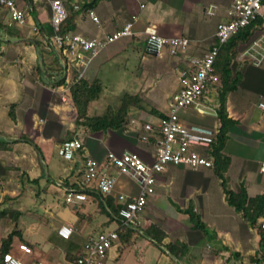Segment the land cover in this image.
I'll return each instance as SVG.
<instances>
[{
  "label": "crops",
  "instance_id": "crops-1",
  "mask_svg": "<svg viewBox=\"0 0 264 264\" xmlns=\"http://www.w3.org/2000/svg\"><path fill=\"white\" fill-rule=\"evenodd\" d=\"M50 1L33 0V17L25 1L17 0L27 11L23 25L11 22L8 12L0 8V169L9 174L14 165V169L20 172L27 184L39 185L42 182L41 188L45 187V192L51 189L50 193L64 198L66 190L79 188L85 156L103 163L107 151L116 150L109 141L112 136L125 139L128 143L135 140L137 144L150 149V153L153 152V142L146 144L139 141L140 127L148 122L156 124L168 112L171 96L178 88L179 70L186 67L190 58L200 57L214 45L216 26L227 19L226 8L232 0H94L91 8L100 20L99 25L86 16V8H82V5L93 0H62L67 13L72 16L71 32L86 37L111 33L123 27L132 14L137 15V33L126 37L129 40L123 50L113 55L102 54L98 58L105 48L101 50L89 62L83 78L89 82L99 79L102 84L101 70H111L115 66V74L124 71L121 77L124 79L126 76V83L139 85L137 93L143 98L151 99L154 111L148 110V119L130 118L121 132L109 130L90 133L91 136L103 139L96 141L92 149L89 148L92 154L87 152L84 145L73 160H67L68 164L62 169H52L54 177H50L48 173L44 179L43 168L32 159L33 149L39 151L41 143L52 140L57 152L58 145L74 133L77 116L69 96V84L75 75L74 70L69 66L65 81L55 84L58 72L51 70L52 55L44 39L34 31L35 26H40L45 35L52 33ZM75 5L78 8H74ZM148 25L166 37H187L188 48L177 56H171L167 49L159 55L146 54L143 49V29ZM116 48L119 46L114 49ZM244 48H241L233 61L236 69L232 71L238 73V84L225 96L226 117L230 122L220 153L228 159L225 171L227 190L235 193L242 190L248 197H255L264 189V172L259 170L260 163L264 161V112L258 107V102L264 101V61L259 66L252 64L242 55ZM97 69L94 79L86 77L88 70ZM129 70H142V73L140 76L129 75ZM64 89L66 92L62 96ZM220 89L218 79L216 83L208 85L195 105L180 113L181 121L186 125L216 130L219 126L217 107ZM33 138H37V142ZM97 143L104 145V155H100L99 152L103 149ZM4 160L8 163L5 164ZM177 166L170 165L166 172L158 176L155 193L149 196L141 213L142 232L153 224L155 232L152 231V237L161 238L159 230L163 232L161 244H189L190 250L186 258L190 264H256V257L262 253L259 232L228 203L214 167L191 170L182 166L181 170ZM103 169L117 175L118 184L109 195L115 203L116 195L120 192L131 195L138 192V185L130 176L118 175L113 168L109 169L107 166H103ZM176 172H186L185 178H178L174 174ZM19 179L20 183L23 182ZM89 189L84 201L73 204L74 214L59 212L63 221L57 225L53 234L54 246L57 245L58 249L50 243L45 253L36 254L34 234L23 237V232L17 231L12 242L18 236L17 245L19 242L27 243L32 254H23L14 244L9 251L22 260L73 264L88 235L116 228L119 224L118 218L110 214L109 208H102L100 193L94 187ZM165 192L167 196L164 195ZM5 193L8 194L5 196ZM16 195H19L18 190L5 191L0 182V210L5 209V198ZM63 203L67 204L65 200ZM190 205L209 232H213L210 237L212 244L200 245L206 235L191 227L192 223L185 212ZM54 206L59 209L53 199L48 211L51 216ZM7 216L9 215L0 212V243L1 238L16 227L15 221L7 227L8 224L2 220ZM65 224L73 227L69 239H63L58 234L60 226ZM133 237H137L136 234ZM118 242L122 243L120 240ZM178 249L181 247L175 248ZM162 256L157 264H176L168 255Z\"/></svg>",
  "mask_w": 264,
  "mask_h": 264
},
{
  "label": "built area",
  "instance_id": "built-area-1",
  "mask_svg": "<svg viewBox=\"0 0 264 264\" xmlns=\"http://www.w3.org/2000/svg\"><path fill=\"white\" fill-rule=\"evenodd\" d=\"M0 8L8 12L11 22L19 25L25 24L27 11L18 4L17 0H0ZM74 8L78 6L75 5ZM85 14L95 24H100L93 8H86ZM67 15L62 0L50 1L52 33L49 36L46 35L49 39L46 44L49 50L56 52L62 65L65 62L68 63L63 76L66 77L65 73L68 72L69 66L72 67L75 73L73 80L83 77L89 62L106 46L122 37L133 36L137 33L135 30V23L138 19L136 14H132L123 27L103 36L86 37L71 31L59 33V26ZM226 16L227 19L216 26L214 45L200 57L190 58L186 67L179 70L178 88L171 96L168 112L160 117L156 124L148 122L140 127L139 141L146 144L154 143L150 159L146 160L130 150H124L119 154L108 150L103 163H99L93 157L85 156L79 188L64 192V200L67 204L84 201L86 193L83 190L91 187H94L101 196L110 195L117 184V175L103 169V166L113 168L118 175L130 176L138 185V192L134 195L125 192L116 195V203L120 205L117 212L118 226L122 225L131 229L136 234L141 233V213L149 196L155 193L160 174L166 172L170 165H181L191 170L213 167L211 146L215 141L216 130L197 125H186L181 121L180 113L195 105L208 85L216 83L214 61L222 44L239 29L258 18L262 20V28L258 29L248 45L244 46L242 55L256 66L264 61V0H232L226 8ZM36 29L35 26L34 31ZM143 33L145 35L143 49L149 55H159L167 49L171 56H177L184 53L189 46L187 37L182 35L166 37L150 25L144 27ZM65 92L64 89L62 96ZM258 107L264 112L263 100L258 102ZM83 147V142L78 138L65 139L58 145L57 153L70 161ZM259 170L264 172V161L260 163ZM260 194L264 197V189ZM257 222L264 232V207ZM117 227L88 235L81 253L73 264H106L110 249L119 241ZM72 232L73 227L69 224L62 225L58 229V234L63 239H69ZM17 247L25 255L32 254L31 247L25 242H19ZM1 264L45 263L40 260H22L8 251L2 255ZM256 264H264V251L261 260Z\"/></svg>",
  "mask_w": 264,
  "mask_h": 264
},
{
  "label": "rangeland",
  "instance_id": "rangeland-1",
  "mask_svg": "<svg viewBox=\"0 0 264 264\" xmlns=\"http://www.w3.org/2000/svg\"><path fill=\"white\" fill-rule=\"evenodd\" d=\"M128 40L129 38L122 37L114 41L113 43L105 47L103 51L104 53L101 52L98 58L101 57L102 54L104 56L119 53L120 50H123V48L126 46L125 43ZM117 46H119V48H116L115 50L114 48ZM102 60H105L104 57H102ZM114 67L115 66H113L111 70H101L100 77L102 80V91L97 99L89 103L87 108L88 115L102 114L108 106L115 109L119 105L120 98L123 94L127 93L133 95L134 93H137L139 85L133 83L129 85L128 83H126V76L124 77V79L123 77H121V75L124 74V71L115 74L116 70H113ZM232 68L233 70L236 69L235 63L232 64ZM141 71L142 70H129L128 73L129 75L133 74L134 76H140L139 74L142 73ZM97 72L98 69L88 70L86 77L89 79H94ZM152 90H155V88H152ZM139 96L142 99L141 104L145 105L146 109H141V107L138 106H131L125 116V120L127 123L130 118H132L133 120H144L150 117L148 110L153 102L150 101L151 99L148 100L149 98H143V96L141 95ZM74 133H76L74 136L83 142V145H85L87 152L91 154L92 151H90L89 148L92 149L91 147L95 146L94 143L96 141L103 140L102 138H99L97 136L89 135L93 132L84 126H79L77 131ZM74 133H72L71 135H73ZM33 141L37 142V138H33ZM134 141L131 142L132 148L130 150L137 152L143 149L150 150L145 146L142 147L141 145L137 144L136 141ZM99 145L103 149V151H100L99 153L100 155H104V145ZM116 146L115 147L117 150L121 148L120 144ZM40 148L41 149L39 151L33 149L32 159L36 160V162H38L43 168L44 179L47 178L48 173L50 177L55 176L52 169H62L65 164H68V161L58 155L56 150H54L52 140H49L46 143H41ZM92 156L95 157V155ZM6 160H4L5 164L8 163ZM12 166L13 169H10L9 174L8 172H4V170L0 169V182L3 183V189H5V191H12L13 189H15L18 190L19 195L13 196L11 198H5V200L3 201V207L5 209H8L9 211L17 210L21 212V214L18 216L16 227L14 228V230L18 228L16 232H23V237H27L29 234H34L35 239H33V242L35 253L43 254L45 253L48 244L52 243L53 246L55 245L53 242V234L56 231L57 225L63 221L61 219L62 214H60L59 212L63 211V213L65 214H74V206L73 204L64 205V198L55 193H50L52 192L50 191L51 189L48 192H45V187L41 188L43 185L42 182H39V185H34L31 183L27 184L26 182H24L25 178L21 177L20 172L18 173V171L14 169L15 166ZM177 167L181 170L183 169L181 165H178ZM174 174H176L178 178H185L186 176V172H176ZM19 178H21V181L23 182L20 183ZM135 187L136 185H134V188ZM158 192L160 193L161 190H159ZM7 194L8 193H5V196ZM164 195L167 196V193L165 192ZM53 199L54 204L58 205L59 209L54 206L53 215L51 216L49 215L48 211L51 209L49 208V206L51 205ZM177 204L180 205V202L177 201ZM88 208H90V206H88ZM84 212L87 213V211L85 210ZM2 220H4V223L8 224L7 227L10 226L14 221L11 216H7ZM95 231L97 230L95 229ZM212 234L213 232L210 231L209 234L206 235L200 242V245L205 246L209 243L212 244L213 242L210 238ZM136 236L138 238L133 237L132 240L127 243L118 242V245L110 249L106 264H157L158 261L160 262V259L163 258L162 255H168L176 264H190L189 260H187L186 258L188 251L190 250L189 244L180 242L177 244V247H181V249H178L176 251H173L172 249L170 252L166 244L156 242V239H158V237L156 236L155 240L150 238L146 234V232L137 233ZM17 241L18 236L15 237V240H13L11 245L14 244L15 246H17ZM54 247H56L57 249L59 248L57 245Z\"/></svg>",
  "mask_w": 264,
  "mask_h": 264
},
{
  "label": "trees",
  "instance_id": "trees-1",
  "mask_svg": "<svg viewBox=\"0 0 264 264\" xmlns=\"http://www.w3.org/2000/svg\"><path fill=\"white\" fill-rule=\"evenodd\" d=\"M26 5L30 8L29 13L33 17L35 16L34 10V2L33 0H24ZM94 0L90 3H85L82 5V8L91 7ZM72 16L69 13L65 20L59 26V33H64L71 31L72 28ZM36 33H39L44 39L45 42H48L49 39L46 37L44 30L42 27L36 26ZM262 28V20L256 19L249 25L239 29L234 35H232L225 43L222 44L220 47L218 54L214 61V71L217 75L218 83L221 84V89L219 92V104L217 107V117L219 119V126L216 129L215 141L211 146L212 156H213V167L215 174L221 179V185L226 193L228 203L234 207V209L240 213L242 218L247 221L252 227L257 228L259 232V244L261 248V255L256 257V262L261 260L264 251V240L263 234L264 232L258 226V217L264 207V197L260 194L259 196L255 197H248L242 190L239 192H232L227 190L226 187V178H225V171L228 165V159L225 156H222L220 153L222 149V145L226 139V131L227 125L230 120L227 119V111L225 105V96L229 91H232L237 87L238 81V73L233 72L232 64L233 61L239 55L241 48L248 45L250 40L257 34V30ZM36 44L39 45V42L36 41ZM50 54L52 55L51 65L53 72H58V75L55 76V79L58 78L55 84H61L65 81V76H63L64 72L66 71V67L68 63L65 62L64 65L61 64L60 58L56 54L54 50H49ZM64 66V67H63ZM75 78V75L73 79ZM71 80L69 84V96L72 99L74 107L77 112V116L75 119V128L74 132L77 131L79 126H84L92 132L95 131H120L123 126L127 123L125 120V116L131 106H138L141 109H146V106L141 104L142 99L140 98L139 94H123L120 98V103L117 108H112L110 106L106 107L105 111L102 114L98 115H88L87 108L91 101L98 98L99 94L102 91V84L99 79H94L91 82L86 80L85 78L81 77L77 80ZM150 111H154L152 107H149ZM159 114L158 112H156ZM161 115V114H159ZM73 135H70L67 139L74 138ZM111 145L114 147L116 145H121L119 150H115L116 153H121L124 150H130L132 148L131 143H128L125 139H121L119 137L112 136L109 140ZM117 143V144H116ZM117 147V146H116ZM115 147V148H116ZM124 149V150H123ZM133 151V150H130ZM140 155L142 158L149 160L151 153L149 150H140V151H133ZM90 189H85L83 192L87 193ZM101 204L102 208H109L110 214L113 217H117L118 208L120 205L115 203L113 199L109 196H101ZM1 213L7 214L14 218V221L17 223L18 216L21 214L20 211H9L8 209H1ZM185 212L188 214L189 219L191 221V227L195 230H200L203 232L204 235L209 234V229L207 226L202 222L200 216L197 212L194 211L193 207L190 205L185 209ZM18 230V228L16 229ZM16 230L8 233L6 236L1 238L0 243V263L2 259V255L10 250L12 244V238ZM152 231L155 232V225L150 224L146 227L145 232L146 234L155 240V237H152ZM117 232L119 234V240L122 243H127L132 240L133 235L136 234L131 229L125 228L122 225L117 227ZM160 234L162 235L161 238L156 239L157 243H160V240L164 237L163 232L159 230ZM176 242L173 244H168V250L177 247ZM176 251V250H175ZM80 254V253H79ZM77 257V256H76ZM75 257V258H76Z\"/></svg>",
  "mask_w": 264,
  "mask_h": 264
}]
</instances>
